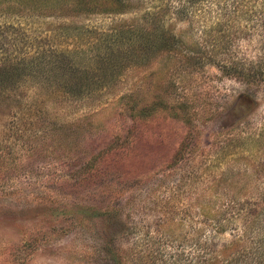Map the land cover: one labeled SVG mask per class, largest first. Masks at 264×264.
<instances>
[{"label":"rangeland","instance_id":"1","mask_svg":"<svg viewBox=\"0 0 264 264\" xmlns=\"http://www.w3.org/2000/svg\"><path fill=\"white\" fill-rule=\"evenodd\" d=\"M137 3L28 18L0 3V67L23 74L0 86V264H247L261 242L264 18ZM131 25L169 49L119 43Z\"/></svg>","mask_w":264,"mask_h":264},{"label":"trees","instance_id":"2","mask_svg":"<svg viewBox=\"0 0 264 264\" xmlns=\"http://www.w3.org/2000/svg\"><path fill=\"white\" fill-rule=\"evenodd\" d=\"M176 1L180 4L174 7V10H176L179 15L187 16L190 10H194L195 6L207 0ZM137 2H139V0H0V3L6 4L3 10H7V13L10 15L14 14L13 16L15 17L27 18L33 17L34 15L39 17H62L72 15L75 17L93 14H124L139 6ZM216 5L218 6L217 9L225 13L233 12L238 16H250L252 17L251 19H253L256 14L264 18V0H217ZM155 14L157 13H154V15ZM259 22V20L255 21V23ZM18 28L25 30L21 24ZM24 33L28 38L30 36L32 37V35L37 38V35L30 33L28 30H25ZM166 35L167 32L159 31L158 27L151 29V32L143 33L141 27L135 29L134 26L131 25L130 28L120 32L118 40L119 43H126L129 48L134 47L132 50H135L138 46H145L151 48L152 51H167L170 47V40L166 38ZM137 43L140 44L137 45ZM232 71L236 73V75H245L243 70H238L237 68H233ZM21 75L23 74L17 71L0 67V86L5 88L4 91L1 90L2 93L4 94L13 83H17L22 78ZM246 77L248 78L249 75ZM247 81H249V78ZM186 139L187 137H184L179 143L166 167L172 168L181 161L188 145ZM260 241L261 242L258 243L256 241L254 247L248 248L246 261L247 258L249 260L247 264H264V236ZM233 245L235 247L241 246L242 240H236Z\"/></svg>","mask_w":264,"mask_h":264}]
</instances>
